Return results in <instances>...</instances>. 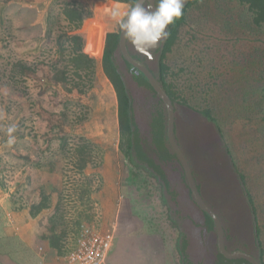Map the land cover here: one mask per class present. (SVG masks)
<instances>
[{
  "label": "rangeland",
  "instance_id": "obj_1",
  "mask_svg": "<svg viewBox=\"0 0 264 264\" xmlns=\"http://www.w3.org/2000/svg\"><path fill=\"white\" fill-rule=\"evenodd\" d=\"M78 2L100 4V11L104 7L103 0ZM156 2L153 0L154 8ZM0 3H5L0 15V223L3 226L4 220L7 224L12 221L13 226H21L20 232L22 228L30 238L28 243L22 241L23 236L17 241L10 232L9 240L2 232L0 243L10 244V247L12 244H40L39 229L47 226L45 216L52 212L59 193L64 199L63 227L67 231L63 246L73 243L77 220H80V227L114 228V238L127 232L145 233L144 224L131 209L127 193L130 167L118 148L117 101L101 69L106 30L99 34L90 31L92 27H89L81 32L96 60L95 80L87 93L79 96L51 87L40 95V88L34 81L13 83L11 63L23 60L28 64L44 62L50 66L57 60L55 41L63 26L59 2L0 0ZM242 9L235 0H200L188 10L186 23L180 30V42L168 61L176 65V71L184 68V72L178 75L180 90L183 96L191 99V106L202 109L207 103H214L213 112L219 120L221 134L218 141L209 133L204 135L205 128L181 123L175 128L174 135L189 163L200 198L223 226L226 251L259 257L258 247L251 236L250 211L242 205L244 198L233 182V164L243 174L256 207L264 262V25L261 28L251 26ZM49 13L52 21L58 19L60 22V27L55 26L50 32L46 24ZM191 35L197 38L190 47H184ZM129 49L131 55L148 68L147 55L152 50L138 51L132 45ZM118 63L122 71L125 68L130 74L137 75L126 64L124 67L121 59ZM150 66L152 68L154 64L150 63ZM190 71H195L199 78L191 87L188 82ZM129 89L134 97L135 117L144 137L136 148L138 162L152 168L164 192L167 188L169 193L164 200L173 210L172 222L182 233L176 251L184 264H194L191 259L200 255L199 249L196 244L194 251L190 249L194 242L185 222L200 225L204 231L211 222L195 208L183 210L176 204L172 207L175 192L171 178L164 175L166 158L157 149L156 142L158 121L153 112L160 105L149 90L140 92L132 86ZM252 100L260 101L261 109L247 107V113H244L240 105L249 106ZM147 123L150 131L146 132ZM13 124L17 129L16 141L8 146L5 129ZM82 139L93 145V159L91 165L79 174L71 159V151L82 143ZM61 145H65L64 150ZM85 190L88 199L81 204L76 195ZM41 191L49 195L51 208L30 220L28 208ZM178 201L174 200L175 203ZM81 212L89 219H79ZM11 231L15 235L13 229ZM118 238L113 241L105 261L108 258L109 263L115 259V264H129L133 252L115 244ZM7 250L13 252L12 248ZM161 250L164 255L156 258L159 264H171L170 247L163 245ZM54 256L55 263H60V257ZM205 256L207 259L213 257L214 251ZM217 257L219 264L240 262V259Z\"/></svg>",
  "mask_w": 264,
  "mask_h": 264
},
{
  "label": "trees",
  "instance_id": "obj_2",
  "mask_svg": "<svg viewBox=\"0 0 264 264\" xmlns=\"http://www.w3.org/2000/svg\"><path fill=\"white\" fill-rule=\"evenodd\" d=\"M198 1L200 0H186L182 17L168 27L167 38L163 40L155 49H153L151 53L148 54L151 59H149L148 57L147 64L149 71L153 74L159 86L169 97L173 105L174 113L176 112L178 107L189 109L199 114L207 122L211 123L215 127L217 133L220 135V123L217 117L214 116L213 112L214 103H207L202 109H196L194 106H191V99L183 96V91L180 90L181 81L178 75L179 73L184 72V68H179L178 71H176V65H174V63L170 64L168 61V57L173 53L174 48L180 42V30L186 23L187 12L189 9L197 5ZM58 2L60 6L59 16L60 18H62L63 26L61 27V32H59L55 41L57 47L56 51L58 54L57 60L52 62L50 66H48L44 62H39L37 64H28L23 60H13V62L11 63L13 83L18 85L20 83H25L26 81H34L40 88V95L45 94V92L51 87H59L63 89L67 94L76 93L79 96L84 95L93 86L96 74V60L94 59L93 52L90 50L91 48L88 44V41H86L81 32L84 29H88L89 27H92L91 29H89L90 31L92 30V32H97L99 34L100 31L106 30L101 56V69L104 76L112 86L117 101V123L119 130L118 148L120 153L123 155V158L129 165L130 163H134L135 165H137V162L140 160L137 157L136 148L139 145L138 143L141 142V139H144V137L140 133L141 130L135 117L136 113L134 111V97L131 94L129 86H132L135 90L140 92L149 90L152 95L155 96L158 104L160 105L157 106L153 112V116H155L158 121L156 122L157 149L162 152L165 158L168 155L167 162H169L170 165L174 163L176 169L179 171L182 179L187 185V189L190 193V199L195 204L182 165L176 154L170 147L167 139V115L165 106L159 99L149 82L146 80V78L135 68L125 62L119 52L118 45L120 30L115 21L111 18V12L114 9H119L120 11L127 10V8L134 2V0H105L102 11H100L102 5L96 3L85 5L81 2H78V0H58ZM235 2L237 3V6H239L240 8H244V10L242 9L244 12V17L247 18L246 15H248V22L251 26H254V28H261L264 25V0H235ZM4 9L5 3H0V15L4 11ZM51 17L52 16L49 13L46 19L47 27L49 26V32L55 26L60 27V22H58V19L52 21ZM196 38L197 37L191 35L189 41L187 40L185 42L184 47H190V45ZM118 59H121L124 64L132 68L137 73V75H132L127 70L126 73L125 71H122V68L119 66ZM150 63L154 64L152 68L150 66ZM190 73L191 77L188 78V82L191 84V87L195 82L198 81L199 78L195 71H190ZM126 79L128 81L127 83L125 81ZM134 83L137 84L140 89H136ZM200 83L201 82H198L199 85ZM261 105L260 101L256 103L252 100L249 106L244 104H241L240 106L242 111L244 113H247V111H245L247 107H252L253 110H257L261 107ZM262 112H264V108ZM245 119L249 118L245 117ZM262 120L264 121V117L262 118ZM152 126L153 125H151L150 123L151 128ZM147 131H150L148 123L146 125V132ZM147 134L148 136L150 135V133ZM147 134L146 137H148ZM64 146L65 145H61L62 150H64ZM92 149L93 145L83 139L81 144L72 149L71 159L74 161V166L79 174L83 173L84 170L91 165L93 159ZM233 168L235 170L240 186L242 187L247 207L249 208V211L253 218V235L255 243L258 247L259 255V257L254 258L259 262V264H264L261 256L262 250L260 244V229L257 225L255 203L247 188L243 174L238 171L234 164ZM146 170L151 171V174L153 173L152 168H150L149 166L146 167ZM154 175L156 174L153 173V176ZM162 192V201L164 203V198L168 196L169 192L167 191V189H165V192L162 189L161 193ZM37 197L38 199L31 202L28 208V216L31 219L38 218L42 214V212L51 208L49 195L41 191L39 192V195ZM76 198L78 199V202L82 204L84 200L88 199L87 191H81V193H78L76 195ZM174 200L175 198L173 197V199H171L172 207H174L175 204L177 205ZM63 201V195L59 193L57 202L54 205L52 212L48 216H45L47 226L45 228L42 227L39 230L41 233L39 241L41 240L43 242H46L49 245L50 249H52L58 255L63 254L64 247L62 241L67 234L66 227H63L65 217V212L62 208ZM75 203L77 202L75 201L74 204ZM197 208L200 210L198 206ZM167 210L169 219H171V226L176 232L175 244L176 249H178V247L180 246L182 233L172 222V215L169 213H172L173 210H170L169 208H167ZM84 214L85 213L81 212L79 214V219L85 217L86 220H88L89 217L87 215L84 216ZM206 216L209 218V221L211 222V225L213 227L212 240L214 241L212 245L214 247H217V234L214 223L208 215ZM75 225L77 229L74 230L73 234L77 236L80 228V220H77L75 222ZM217 256L224 258L218 252V249L217 254H214V257L216 264H219ZM239 261V264H250L245 260ZM181 264H184V260L181 261Z\"/></svg>",
  "mask_w": 264,
  "mask_h": 264
},
{
  "label": "crops",
  "instance_id": "obj_3",
  "mask_svg": "<svg viewBox=\"0 0 264 264\" xmlns=\"http://www.w3.org/2000/svg\"><path fill=\"white\" fill-rule=\"evenodd\" d=\"M103 1H105V0H103ZM179 109H180L179 112H175V121H176L175 122V128L177 127V125H179L181 123H183V124L187 123L188 125H192L193 127H200L203 129L205 128L206 131H204V135H206V133H209L215 139H217L219 141V137H218L219 134L215 131V127L211 123L207 122L205 119H203L201 116H199L197 113H195L193 111L188 112L187 111L188 109H186L184 107H179ZM179 149H180V147H179ZM184 157H185V155H184ZM185 159H186V157H185ZM167 161H168V155L166 157V164L167 163L168 164H167V167L165 168L164 175H166V177L171 178V180H172L173 191L175 192L174 198L179 200L177 205H179L180 209H183V210L195 208L199 211L197 206L190 199V193L187 189V185L184 182V180L182 179L179 171L176 169V166L174 165V163L172 165H170L169 162H167ZM186 161H187V159H186ZM187 163H188V161H187ZM188 165H189V163H188ZM232 169H233V182L236 185V187L238 188L240 196H243L244 200L242 201V205L245 206V209L247 210L248 207L246 204V199L243 195L242 187L240 186V183L238 181V178L236 176V173H235V170L233 167H232ZM165 189H167V188H165ZM248 210H249V208H248ZM192 216L194 218H196V215H194V213L192 214ZM27 217H28V219L32 220L29 216H27ZM4 221H5V223L3 222V226L0 223V233L4 232L5 238H8L9 240H11L10 236H13V239L19 241V239L21 240L22 236H23L24 238L22 239V241H24L25 243L30 242V238H28L29 236H27V234L23 231L22 228H21V232H20L19 229L21 226L19 227L16 224V226H18L17 227L18 230L16 231L17 233H15V235H14L11 231L13 228L9 226L10 225L9 222L7 224L6 220H4ZM250 222L252 225V228H251V234L252 235L251 236L253 239L254 238V235H253V218H252L251 213H250ZM185 227H186V230L190 229L187 231L191 235L192 240L194 242V244L191 245L190 249H192L194 251V248L196 245L198 247L197 249H199L200 255L193 258V261L194 260L199 261L202 257H204V253H203L204 251L203 250L210 248V244H213V241H214V240H212V235H213L212 234V230H213L212 228L213 227L211 225L208 229H206V231H204L202 226H200V225L196 226L191 222H185ZM143 230L145 231V233L127 232L124 234L123 233L119 234V235H117V237L119 236V238L115 244H117L120 248H127L128 251H130L131 253L133 252L131 255V260H130L129 264H159L158 260L156 259V258H158L157 256L159 255L161 257V255L162 256L164 255L162 250H161V247L164 245V246H168V248H169L170 245H168V242H165L167 244H163V242H161V238L156 236L152 231L147 230V227L145 225H143ZM10 232H11V235H10ZM174 234H175L174 237L176 238V232ZM8 235H10V236H8ZM2 237L3 236H0V239ZM75 237H74V239H75ZM174 237H173V240L175 241ZM116 238H114V242H115ZM170 240H171V238H169V237L168 238L165 237L163 239V241H169V242H170ZM38 241H39V239H38ZM39 242H40V244L39 243L38 244H12L11 247L9 246L10 244H1L0 243V248H1L0 264H61V257L72 248L71 247L72 244L68 247L63 246L64 247L63 254L58 255L52 249H50L49 245L46 242H43L41 240ZM254 242H255V240H254ZM8 248H12L13 252H11L10 250H7ZM26 248L29 250H26ZM40 248L42 249L43 255L39 254ZM170 249H171V247H170ZM30 252H31V254H30ZM205 253H206V251H205ZM54 255H57L58 257H60L59 258L60 263H55L56 257ZM171 256H172L171 263L173 264L174 260H173V254L172 253H171ZM107 261H108V258L103 264H115L116 263L115 259L112 260L113 261L112 263H109ZM117 264H119V262H117Z\"/></svg>",
  "mask_w": 264,
  "mask_h": 264
},
{
  "label": "clouds",
  "instance_id": "obj_4",
  "mask_svg": "<svg viewBox=\"0 0 264 264\" xmlns=\"http://www.w3.org/2000/svg\"><path fill=\"white\" fill-rule=\"evenodd\" d=\"M186 0H157L155 11L150 0H134L125 11L114 9L111 18L121 34L138 51L155 48L168 36V27L183 15ZM16 126L5 129L6 144L16 141Z\"/></svg>",
  "mask_w": 264,
  "mask_h": 264
},
{
  "label": "flooded vegetation",
  "instance_id": "obj_5",
  "mask_svg": "<svg viewBox=\"0 0 264 264\" xmlns=\"http://www.w3.org/2000/svg\"><path fill=\"white\" fill-rule=\"evenodd\" d=\"M130 46L131 44L127 42L129 52ZM123 65L125 67L124 63ZM124 71L125 73L127 72L125 69ZM134 86L136 87V89H140L135 83ZM176 112H179V107L177 108ZM129 167L130 174L129 182L127 185V193L130 196V205L132 211L136 213V216L147 227V229L161 238V242H163V244H167L165 242H168V245H170L173 254V264H181V257L176 251V241L173 240L175 230L171 226V219H169L167 210V208L169 207L165 202L163 203L162 201L163 192L161 193L162 187L159 184L158 179L153 176V173L151 174V171L146 170L145 165H141L139 162H137V165H135L134 163H130ZM169 214L172 213L170 212ZM165 237L171 238L170 242L163 241ZM203 251L204 257H202L199 261L194 260L193 263L216 264L214 256H211L207 259V256H205V254L212 253L213 251L214 254H217V247H214L212 244H210V248ZM205 251L208 253H205Z\"/></svg>",
  "mask_w": 264,
  "mask_h": 264
},
{
  "label": "water",
  "instance_id": "obj_6",
  "mask_svg": "<svg viewBox=\"0 0 264 264\" xmlns=\"http://www.w3.org/2000/svg\"><path fill=\"white\" fill-rule=\"evenodd\" d=\"M150 2L152 4V10L155 11V8L153 7V0H150ZM118 48H119V52L122 58L124 59V61L127 62L133 68H135L138 72H140L146 78V80L149 82V84L151 85V87L153 88V90L155 91V93L157 94V96L159 97V99L162 101V103L165 106L166 115H167V127H166L167 139H168L169 145L174 151V153L176 154L177 158L179 159L182 165V168L184 170V174H185L188 186L190 188L192 197L195 201V204L200 208V210L203 213L208 215L214 223L216 234H217L218 252L225 259H228V260L240 259V260H245L250 264H259V262L253 256H250L248 254H245L242 252L229 253L226 251L225 246H224V232H223L222 224L220 220L217 218V216L204 204V202L200 198L195 182H194V179H193V176H192V173H191V170H190V167L183 153L181 152V150L179 149L176 143L175 136H174L175 113H174L173 105L169 97L166 95L164 90L159 86L155 77L149 71V69L142 62L136 60L133 56L129 54L128 49H127V41L125 40L121 32L119 34ZM149 59H151V57H149Z\"/></svg>",
  "mask_w": 264,
  "mask_h": 264
},
{
  "label": "built area",
  "instance_id": "obj_7",
  "mask_svg": "<svg viewBox=\"0 0 264 264\" xmlns=\"http://www.w3.org/2000/svg\"><path fill=\"white\" fill-rule=\"evenodd\" d=\"M14 232L18 230L9 221ZM114 241V228L97 229L90 225L80 227L72 248L61 257V264H103ZM42 254V249H39Z\"/></svg>",
  "mask_w": 264,
  "mask_h": 264
}]
</instances>
